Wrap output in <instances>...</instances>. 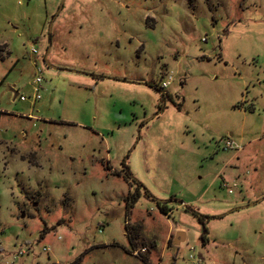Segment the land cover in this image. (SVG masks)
<instances>
[{
    "label": "rangeland",
    "instance_id": "1",
    "mask_svg": "<svg viewBox=\"0 0 264 264\" xmlns=\"http://www.w3.org/2000/svg\"><path fill=\"white\" fill-rule=\"evenodd\" d=\"M0 264H264V0H0Z\"/></svg>",
    "mask_w": 264,
    "mask_h": 264
},
{
    "label": "trees",
    "instance_id": "2",
    "mask_svg": "<svg viewBox=\"0 0 264 264\" xmlns=\"http://www.w3.org/2000/svg\"><path fill=\"white\" fill-rule=\"evenodd\" d=\"M163 95V94H162ZM133 200H134V198H133V196L131 197V202H133ZM158 208H159V211L161 212V213H163V214H168V209L165 207V205H162V204H159L158 203ZM187 208V207H186ZM193 213H195L194 211H193ZM134 229V228H133ZM204 231H207L206 230V228L203 226V232ZM202 239H203V243H205V241H206V237H205V235H202Z\"/></svg>",
    "mask_w": 264,
    "mask_h": 264
},
{
    "label": "built area",
    "instance_id": "3",
    "mask_svg": "<svg viewBox=\"0 0 264 264\" xmlns=\"http://www.w3.org/2000/svg\"><path fill=\"white\" fill-rule=\"evenodd\" d=\"M46 59H47V56L44 57V60H46ZM33 82H34L35 85L39 84L40 78L39 77H36ZM166 86H167V82L163 83V87H166ZM34 90L38 91L37 87ZM19 98H20V100H24L25 99L24 96H20ZM33 99L34 100L35 99H38V96L37 95L33 96ZM226 146H230V142H227L226 143Z\"/></svg>",
    "mask_w": 264,
    "mask_h": 264
},
{
    "label": "crops",
    "instance_id": "4",
    "mask_svg": "<svg viewBox=\"0 0 264 264\" xmlns=\"http://www.w3.org/2000/svg\"><path fill=\"white\" fill-rule=\"evenodd\" d=\"M168 213H169V211H168ZM173 231H174V228H173V227H168L167 232H168L169 234H171ZM175 233H176V232H175ZM175 235H176V237L179 238L178 241L181 240V243L184 242V241L186 240V234H185V233L180 232V233H176ZM175 246H176V245H175Z\"/></svg>",
    "mask_w": 264,
    "mask_h": 264
},
{
    "label": "water",
    "instance_id": "5",
    "mask_svg": "<svg viewBox=\"0 0 264 264\" xmlns=\"http://www.w3.org/2000/svg\"><path fill=\"white\" fill-rule=\"evenodd\" d=\"M16 96H17V92H14V97H16ZM177 240H178V239H177ZM177 240H176V241H177ZM175 245H178V243L175 242Z\"/></svg>",
    "mask_w": 264,
    "mask_h": 264
}]
</instances>
